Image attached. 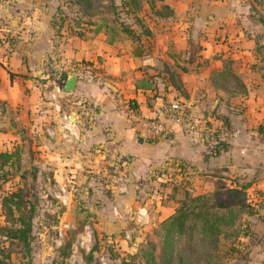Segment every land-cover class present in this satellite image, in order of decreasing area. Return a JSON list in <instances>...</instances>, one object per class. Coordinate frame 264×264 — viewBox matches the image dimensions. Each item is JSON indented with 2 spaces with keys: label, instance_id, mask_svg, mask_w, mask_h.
Returning <instances> with one entry per match:
<instances>
[{
  "label": "crops",
  "instance_id": "0c3cea01",
  "mask_svg": "<svg viewBox=\"0 0 264 264\" xmlns=\"http://www.w3.org/2000/svg\"><path fill=\"white\" fill-rule=\"evenodd\" d=\"M97 10L87 21L65 25L62 6L52 0H0V49L8 38L4 31L12 32V45H29L4 59L17 74L44 80V89H32L54 108L51 139L60 140L64 172L100 171L113 181L124 176L104 185L112 192L104 198L109 206H135L139 181L168 162L200 175L204 192L247 176L259 179L264 193V0H149L139 11H110L132 20L123 27L97 21ZM67 40L79 48L69 52ZM57 44L64 50L52 57L47 52ZM83 57L90 67L81 66ZM43 60L52 61L45 71ZM98 67L105 73L95 72ZM70 74L76 78L67 93L62 87ZM227 74L241 88L224 82ZM56 97L63 99L60 105ZM128 107L162 121L166 135H140ZM257 207L241 216L248 257L240 264H264V206Z\"/></svg>",
  "mask_w": 264,
  "mask_h": 264
},
{
  "label": "rangeland",
  "instance_id": "374dc122",
  "mask_svg": "<svg viewBox=\"0 0 264 264\" xmlns=\"http://www.w3.org/2000/svg\"><path fill=\"white\" fill-rule=\"evenodd\" d=\"M52 1L55 6H62L60 18L64 19L65 25H75L78 21L91 19V13L97 8V21L120 23L121 27L124 26L121 23L132 21L123 13L110 14L116 7H122L120 0H89L91 5L88 8L77 3V0ZM145 2L148 4L149 0H141V8ZM11 34V31H4L2 38ZM67 38L72 39L69 36ZM69 41L64 46L69 52L79 48L73 40H67ZM7 42H2L4 45L0 49V72L4 77L0 78V153L13 155L0 165V227L16 224L14 218L18 212L14 211L9 216L2 205V197L10 192L16 191L19 194L18 202L23 213L31 210L27 248L16 242L9 244L8 239L0 232V247L10 253L8 261L11 264H22L27 260L29 264H146L143 251L152 242L155 244L156 261L162 264L158 254L159 243L152 231L183 199V191L203 192V179L187 167L179 168L175 162H168L153 168L139 181L142 193L135 206L106 205L104 198L111 197L112 192L110 187L104 185L123 182L124 176H116L113 181L112 175L105 172L101 174L100 171L64 172L58 142L60 140H52L55 139L53 130L56 124L49 119L52 113L45 115L43 112L46 108H54L46 104V95L40 89H32V86L44 89V80L37 75L26 77L17 74L4 59L13 49L12 56H15L17 48L26 49L29 45L24 40H20L18 45ZM59 49L62 52L64 50L63 46L57 44L50 51L47 50V53L54 57ZM50 57L47 60H51ZM44 62L45 60L41 62L40 67L43 71L50 67L49 63L52 61L45 65ZM79 62L81 66L91 64L85 57ZM93 69L95 72L105 73L100 67ZM68 70L75 71L74 67ZM90 71L95 73L91 68ZM62 95L67 97V94ZM62 100L60 97L55 99L59 105ZM58 135L60 138L61 133ZM62 138L66 137L62 135ZM72 160L75 162V159ZM103 163L104 166L107 165V162L102 161ZM83 176L87 179L84 180ZM91 180L94 182L93 186L86 185ZM238 180L240 183L249 181L252 184L251 189L246 192L247 199L257 200L258 206L263 208L264 193L257 188L256 183L259 179L240 176ZM146 200L147 206L143 207ZM239 225V232L244 233L245 225ZM223 241L224 238L219 241V253L224 247ZM238 243L240 248L234 246L237 251L219 254L220 259L217 261L220 264H240L245 260L248 257L247 252H244L246 243L242 239Z\"/></svg>",
  "mask_w": 264,
  "mask_h": 264
},
{
  "label": "trees",
  "instance_id": "16d2710c",
  "mask_svg": "<svg viewBox=\"0 0 264 264\" xmlns=\"http://www.w3.org/2000/svg\"><path fill=\"white\" fill-rule=\"evenodd\" d=\"M77 1L86 8L91 5L89 0ZM120 1L122 7H126L132 12L139 11L141 8V0ZM161 8L156 11L157 15H162ZM9 38L6 39L7 44L12 42ZM222 80L236 88L242 86L234 76L228 74ZM11 155L13 154L0 153V165L6 163ZM251 185L249 181L240 183L238 179H231L230 185L225 189L215 188L197 193L183 191V199L152 231L159 243L158 254L162 264H220V261H217L220 259L219 254L224 255L225 252L237 251L238 249H234V246L240 248L238 240L241 239V235L246 234L240 233L238 229L241 224V216L254 214L258 205L257 200L247 199L246 192L251 189ZM259 193L262 195L261 192ZM19 200L20 196L16 191L2 197V205L7 214L12 216L16 211L18 215L14 218L15 225L1 226L0 232L8 239L9 244L16 242L27 248L31 230V210L23 213ZM221 238H224V247L222 246V251L220 250L221 253H219L218 247ZM154 249L155 244L149 242L148 247L143 251L146 264H158ZM5 250L0 247V264H11L8 261L10 253ZM22 264H29V261Z\"/></svg>",
  "mask_w": 264,
  "mask_h": 264
},
{
  "label": "built area",
  "instance_id": "2783aa9c",
  "mask_svg": "<svg viewBox=\"0 0 264 264\" xmlns=\"http://www.w3.org/2000/svg\"><path fill=\"white\" fill-rule=\"evenodd\" d=\"M172 109H177V104L173 103L170 105ZM130 116V122L136 128L137 132L147 137L151 140H160L162 139L167 133L166 125L157 119L143 117L141 115H137L134 113V110L130 107L127 108ZM43 112L48 114L49 109L43 110Z\"/></svg>",
  "mask_w": 264,
  "mask_h": 264
},
{
  "label": "water",
  "instance_id": "95a60500",
  "mask_svg": "<svg viewBox=\"0 0 264 264\" xmlns=\"http://www.w3.org/2000/svg\"><path fill=\"white\" fill-rule=\"evenodd\" d=\"M75 75H68L64 81V84H63V87H62V90L64 92H71L74 88V84H75ZM139 140H141V138H139ZM147 206V201L143 204V207H146Z\"/></svg>",
  "mask_w": 264,
  "mask_h": 264
}]
</instances>
